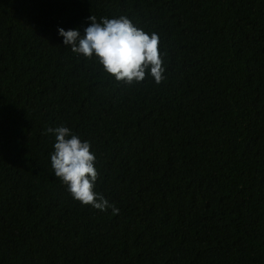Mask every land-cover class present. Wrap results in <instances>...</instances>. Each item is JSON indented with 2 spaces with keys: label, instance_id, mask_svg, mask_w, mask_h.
I'll return each mask as SVG.
<instances>
[{
  "label": "trees",
  "instance_id": "16d2710c",
  "mask_svg": "<svg viewBox=\"0 0 264 264\" xmlns=\"http://www.w3.org/2000/svg\"><path fill=\"white\" fill-rule=\"evenodd\" d=\"M92 15L156 31L166 79L66 48ZM61 125L118 214L55 176ZM0 264H264V0H0Z\"/></svg>",
  "mask_w": 264,
  "mask_h": 264
},
{
  "label": "clouds",
  "instance_id": "9594fccd",
  "mask_svg": "<svg viewBox=\"0 0 264 264\" xmlns=\"http://www.w3.org/2000/svg\"><path fill=\"white\" fill-rule=\"evenodd\" d=\"M88 19L91 23L83 34L79 28H58L66 48L89 61L95 60L103 73L126 86L141 84L149 77L157 85L166 79V53L161 51V37L156 31L138 27L127 15L99 20L92 15ZM44 134L55 137L51 167L73 199L101 211L111 208L113 215L118 214L119 209L95 191L99 172L91 142L63 125L48 127Z\"/></svg>",
  "mask_w": 264,
  "mask_h": 264
}]
</instances>
